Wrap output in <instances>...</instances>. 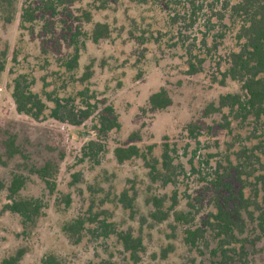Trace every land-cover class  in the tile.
<instances>
[{"label":"rangeland","instance_id":"rangeland-1","mask_svg":"<svg viewBox=\"0 0 264 264\" xmlns=\"http://www.w3.org/2000/svg\"><path fill=\"white\" fill-rule=\"evenodd\" d=\"M224 1L0 0V263L22 247L17 264H41L48 254L62 264H264V118L209 107L221 94H243L223 76L240 26ZM97 22L108 34L93 41ZM75 47L77 66L68 69ZM16 78L45 104L37 117L17 112ZM159 88L171 103L153 110L147 100ZM53 98L88 117L57 121ZM113 115L119 128L100 133L101 116ZM91 139L101 143L97 156L83 154ZM119 144L150 146L164 177L151 176L141 157L117 161ZM47 160L53 191L36 173ZM17 175L25 181L14 197L43 205L31 221L5 207ZM219 208L236 222L233 237L223 239L216 225ZM77 216L86 221L74 241L63 225ZM112 228L137 238V259ZM187 229L203 237L191 245Z\"/></svg>","mask_w":264,"mask_h":264},{"label":"trees","instance_id":"trees-1","mask_svg":"<svg viewBox=\"0 0 264 264\" xmlns=\"http://www.w3.org/2000/svg\"><path fill=\"white\" fill-rule=\"evenodd\" d=\"M72 0H58L59 3L70 2ZM145 1V0H143ZM229 8L232 17H237L240 20V26L236 34L239 41V48L237 51H232L228 56V66L223 72L224 78H230L241 83L243 94L240 93H225L218 97L217 104L211 103L209 107L215 111H220L223 108L228 109L234 113L235 117H240L242 120L247 117H252L256 121L264 118V0H236L229 4V0L224 1V8ZM25 15H29L32 19V11L24 9ZM108 34V29L105 24L97 22L92 30L91 38L97 41L101 37ZM79 58V49L75 47L72 54L65 62L68 69L77 66ZM201 59L198 60V65L195 62L189 63V72L196 73L199 70ZM0 64V69L2 68ZM89 70L84 72V78L89 77ZM12 97L15 103L17 112L26 115L37 117L45 108V104L41 99L28 89L24 83V79H14ZM54 106L50 109V116L62 123H70L76 125L81 123L78 117H88V111H81L80 115L75 114L67 105L62 104L57 98H53ZM148 106L153 109L166 108L171 103V98L164 88L152 92L148 97ZM111 114L113 109L109 108ZM100 126L97 130L102 133L112 128H119L120 124L113 115L112 118L108 116H101L99 120ZM97 135V134H96ZM11 140H8V150L11 154L16 153L15 149L11 148ZM83 154L90 153L97 156L98 151L101 150V143L97 139L89 140L83 147ZM260 153L264 155V142H260ZM148 151L143 152L135 145H117L114 148V156L117 161L128 160L132 157H141L150 168L149 174H159L164 177V172L156 168L157 159L150 157L151 147ZM161 165L164 170H169L171 165V158L169 156V147L166 142H163V152L161 154ZM55 171L54 162L47 160L41 167L36 169L37 175L45 182L50 191L54 190V179L51 171ZM53 171V172H54ZM25 179L20 176H14L8 186V191L11 201L5 207L13 213L19 214L23 220L31 221L41 213L43 207L41 201L37 198H16L15 194L24 184ZM166 180H164V183ZM155 201L159 202L158 199ZM177 217L182 216L181 213H176ZM216 225L223 233V239L233 237L231 226L236 222L229 217L225 210L219 208L215 214ZM85 219L77 216L63 225V230L70 237H74V241H78L81 230L84 227ZM112 224L101 222L103 228L111 227ZM117 235L118 240L126 249L131 250L134 259H137V251L141 247L137 238L131 236L130 233L124 231L110 230ZM200 230H186L185 240L189 244H194L195 239L203 237L199 234ZM221 246V245H220ZM25 252L24 248H18L14 254L3 258L0 264H17ZM41 264H62L60 260L53 254L44 256Z\"/></svg>","mask_w":264,"mask_h":264}]
</instances>
